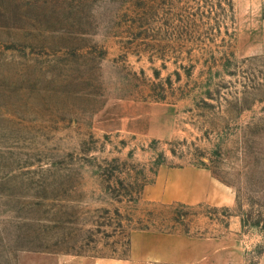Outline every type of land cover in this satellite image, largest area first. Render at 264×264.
<instances>
[{
    "label": "rangeland",
    "instance_id": "obj_1",
    "mask_svg": "<svg viewBox=\"0 0 264 264\" xmlns=\"http://www.w3.org/2000/svg\"><path fill=\"white\" fill-rule=\"evenodd\" d=\"M184 167L233 204L155 185ZM139 229L264 254V0H0V264L126 259Z\"/></svg>",
    "mask_w": 264,
    "mask_h": 264
},
{
    "label": "crops",
    "instance_id": "obj_2",
    "mask_svg": "<svg viewBox=\"0 0 264 264\" xmlns=\"http://www.w3.org/2000/svg\"><path fill=\"white\" fill-rule=\"evenodd\" d=\"M164 175V176H163ZM186 186V193L173 200L197 205L213 202L219 206H231L235 198L221 188L211 174L203 169L184 167L162 171L157 175L156 186L162 178ZM148 192V188L145 193ZM162 201H170L166 195ZM230 236H194L176 232L134 230L129 238V256L114 259L88 256H56L55 264H247L248 256L241 241L229 240ZM264 264V254L257 261Z\"/></svg>",
    "mask_w": 264,
    "mask_h": 264
},
{
    "label": "trees",
    "instance_id": "obj_3",
    "mask_svg": "<svg viewBox=\"0 0 264 264\" xmlns=\"http://www.w3.org/2000/svg\"><path fill=\"white\" fill-rule=\"evenodd\" d=\"M157 174H158V173H156L155 176H157ZM180 206L185 207V208H189V206H186V205H184V204H181ZM179 216H180V218H178V219H174V222H176V223L179 222V219H181V218L185 220V218H183L184 215H180V214H179ZM182 221H183V220H182ZM140 230H149V229H140ZM161 232H165V231H161ZM169 233H171V232H169ZM184 234L190 235V234H188V233H184Z\"/></svg>",
    "mask_w": 264,
    "mask_h": 264
}]
</instances>
